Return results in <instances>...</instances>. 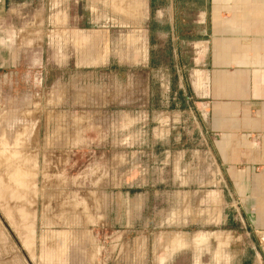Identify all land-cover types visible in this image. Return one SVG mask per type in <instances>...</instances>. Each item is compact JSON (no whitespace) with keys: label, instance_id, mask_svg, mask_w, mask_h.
I'll list each match as a JSON object with an SVG mask.
<instances>
[{"label":"rangeland","instance_id":"1","mask_svg":"<svg viewBox=\"0 0 264 264\" xmlns=\"http://www.w3.org/2000/svg\"><path fill=\"white\" fill-rule=\"evenodd\" d=\"M79 1L0 2V60H8L0 61V264H264L252 248L226 247L236 222L161 218L162 197L152 194L169 175L151 150L190 133L168 114L147 115L145 80L134 115L68 112L65 91L52 97L53 54L84 45L68 38V25L106 22L129 33L131 0L95 21ZM90 135L117 136L102 145L113 155L77 142Z\"/></svg>","mask_w":264,"mask_h":264},{"label":"crops","instance_id":"2","mask_svg":"<svg viewBox=\"0 0 264 264\" xmlns=\"http://www.w3.org/2000/svg\"><path fill=\"white\" fill-rule=\"evenodd\" d=\"M81 1L93 11L94 21L112 13V7L125 12L122 4L128 2L110 0L118 6H107V0ZM0 2L5 8L10 0ZM76 3L80 1L73 0L74 8ZM131 4L125 37L117 35L118 24L68 25V38L84 45H68L66 54H53L52 97L65 91L68 112L109 117L125 110L134 115L145 80L147 115L168 114L190 133L168 136L166 142L174 145L168 150H151L154 158L166 160L162 170L169 175L162 194H152L162 197L161 218L236 222L226 247L240 243L264 261V0ZM84 139L101 144L90 152L103 156L113 155L104 143L118 142L111 135L77 142ZM115 153L122 159L121 151Z\"/></svg>","mask_w":264,"mask_h":264},{"label":"built area","instance_id":"3","mask_svg":"<svg viewBox=\"0 0 264 264\" xmlns=\"http://www.w3.org/2000/svg\"><path fill=\"white\" fill-rule=\"evenodd\" d=\"M261 239H262V241H264V234H262V238Z\"/></svg>","mask_w":264,"mask_h":264}]
</instances>
